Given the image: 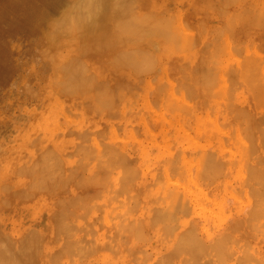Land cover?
<instances>
[{"label":"rangeland","instance_id":"374dc122","mask_svg":"<svg viewBox=\"0 0 264 264\" xmlns=\"http://www.w3.org/2000/svg\"><path fill=\"white\" fill-rule=\"evenodd\" d=\"M36 1L0 0V264H264V0H114L102 30L65 0L31 34Z\"/></svg>","mask_w":264,"mask_h":264},{"label":"bare ground","instance_id":"6f19581e","mask_svg":"<svg viewBox=\"0 0 264 264\" xmlns=\"http://www.w3.org/2000/svg\"><path fill=\"white\" fill-rule=\"evenodd\" d=\"M28 1H29V0H28ZM42 1H43V0H42ZM47 1H49V2L47 3ZM67 1H68V0H67ZM90 1H91V0H90ZM116 1H118V0H116ZM131 1H132V0H131ZM30 2H32V1H30ZM33 2H34V1H33ZM36 2H37V1H36ZM36 2H35V3H36ZM39 2H40V0H39ZM39 2H37V3H39ZM64 2H65V0H45V1L41 2L42 5H43L42 11H39V9L37 10V7L34 6V8H36V10L39 11V12L37 13L38 16H37V15L34 16V15L32 14L31 18H30V16H29V18H26L23 22L21 21V22H22L21 24H22V25H26V26H27L26 29H27L31 34H35V33H36V30H37V28H38V25H36V22L39 21L40 18H41V19L43 18L44 20L47 21V20H48V19H47V15L50 14V13H48V12L55 11V10H56L57 8H59L60 5H62ZM82 2H83V1H82ZM92 2H93V1H92ZM120 2H121V1H120ZM124 2H126V1H124ZM132 2H133V1H132ZM24 3H25V2H24ZM41 3H40V5H41ZM46 3H47V4H46ZM74 3H76V2H74ZM98 3H99V5L102 6V7H100L101 9H99V13H98L97 15L95 14L97 17L94 16V18L96 17L94 23L96 24V26H97L100 30H102L101 28L105 25V23L108 22L109 20H110V23H111V19H113V16H114V18L117 17V16L120 14L121 10L118 11L117 9H120V8H118L117 6H116L117 9H116V7H113L114 5H112V4L114 3V0H98ZM14 4H16V2H12L11 5H14ZM80 4H81V3L79 2V7L81 6ZM94 4H95V3H94ZM120 4H121V3H120ZM26 5H27V4H26ZM26 5H25V6H26ZM36 5H37V4H36ZM83 5H84V4H83ZM110 5H112L113 8H111V7L109 8ZM134 5H135V4H134ZM72 6H74V5H72ZM86 6H87V5H86ZM145 6H146V5H145ZM19 7H20V6H19ZM92 7H94L93 4H92ZM97 7H98V6H97V4H96V8H97ZM136 7H137V6H136ZM21 8H22V7H21ZM27 8H28V7H27ZM34 8H33V9H34ZM72 8H73V7H72ZM76 8H77V7H76ZM106 8H109V9H106ZM146 8H148V7H146ZM33 9H32V10H33ZM67 9H68V8H67ZM70 9H71V7H70ZM91 9H93V8H91ZM121 9H122V8H121ZM216 9H217V8H216ZM65 10H66V9H65ZM116 10H117L118 12H116ZM146 10H147V9H146ZM259 10H260V9H259ZM69 11H70V10H68V12H69ZM123 11H124V10H123ZM147 11H148V10H147ZM162 11H163V10H162ZM257 11H258V10H257ZM34 12H35V11H34ZM91 12H92V11H91ZM95 12H96V11H95ZM97 12H98V11H97ZM242 12H243V11H242ZM245 12H246V11H245ZM29 13H31V12H29ZM35 13H36V12H35ZM70 13H71V12H70ZM93 13H94V12H93ZM16 14H17V13H16ZM46 14H47V15H46ZM115 14H116V15L118 14V15L116 16ZM33 16H34V17H33ZM67 16H68V15H67ZM119 16H120V15H119ZM138 16H139V15H138ZM49 17H51V14H50ZM91 17H92V14H91ZM38 18H39V20H38ZM81 18H82V17H81ZM92 18H93V17H92ZM43 19H42V20H43ZM58 19H59V18H58ZM88 19H89V18H88ZM119 19H120V18H119ZM15 20H16V19H15ZM76 20H77V19H76ZM90 20H91V19H90ZM113 20H114V19H113ZM155 21H156V20H155ZM230 21H231V20H230ZM39 22H40V21H39ZM42 22H43V21H42ZM82 22H83V21H82ZM88 22H89V21H88ZM44 23L46 24V22H44ZM44 23H43V24H44ZM48 23H49V22H48ZM91 23H92V22H91ZM148 23H149V22H148ZM72 24H73V23H72ZM76 24H77V23H76ZM85 24H86V22H85ZM85 24H84V25H85ZM111 24H112V23H111ZM41 25H42V24H41ZM51 25H52V24H51ZM49 26H50V25H49ZM49 26H48V25L46 26L47 29L49 28ZM73 26H74V25H73ZM82 26H83V25H82ZM112 26H113V24H112ZM43 27H45V25H43ZM104 27H105V26H104ZM104 27H103V29H104ZM120 27H121V26H120ZM173 27H174V26H173ZM94 28H96V27H94ZM143 28H144V27H143ZM175 28H176V27H175ZM82 29H83V28H82ZM82 29H81V30H82ZM127 29H128V28H127ZM170 29H172V27H171ZM173 29H174V28H173ZM109 30H110V29H109ZM150 30H151V29H150ZM44 31H45V30L42 31L43 34H44ZM107 31H108V30H107ZM111 31H112V30H111ZM111 31H110V32H111ZM153 31H154V30H153ZM172 31L174 32V30H172ZM177 31L179 32V30H177ZM46 32H47V31H46ZM93 32H94V31H93ZM100 32H101V31H100ZM100 32H99V33H100ZM114 32H115V31H114ZM42 33H41V34H42ZM91 33H92V32H91ZM97 33H98V31H97ZM104 33H106V32L104 31ZM104 33H103V34H104ZM108 33H109V32H107V35H108ZM175 33H176V31H175ZM93 34H94V33H93ZM103 34H102L101 37H102V39L105 40V38H103V36H104ZM115 34H116V33H115ZM181 34H183V32L180 33V35H181ZM98 35H101V34H98ZM98 35L95 34V36H97V37H98ZM110 35H111V34H110ZM110 35H109V37H110ZM178 35H179V34H178ZM44 36H45V35H44ZM175 36H176V35H175ZM42 37H43V35H42ZM101 37H100V38H101ZM104 37H107V36H104ZM184 37H185V36H184ZM100 38H99V39H100ZM107 38H108V37H107ZM107 38H106V40L109 39V38H108V39H107ZM110 38H111V37H110ZM128 38H129V37H128ZM183 39H184V38H183ZM106 40H105V41H106ZM105 41H104V43H105ZM111 41H112V40H111ZM119 41H120V39H119ZM119 41H118V43H119ZM113 42H114V41H112V43H113ZM116 42H117V41H116ZM130 42H131V41H130ZM172 42H173V41H172ZM174 42H175V41H174ZM109 43H110V42H109ZM112 43H111V45H112ZM113 44H114V43H113ZM178 44H179V43H178ZM182 44H183V43H182ZM114 45H115V44H114ZM175 46H176V45H174V47H175ZM122 64H124V63H122ZM247 117H248V116H247ZM244 119H245V118H244ZM246 121H248V120H245V124H246ZM176 123H177V121H176ZM245 126H247V125H245ZM250 132H251V131H250ZM178 152H179V151H178ZM182 155H183V154H182ZM183 158H184V156H183ZM176 160H177V159H176ZM184 161H185V160H184ZM197 161H198V160H197ZM169 162H170V161H169ZM177 162H178V161H177ZM189 162H191V161L189 160ZM167 163H168V161H167ZM171 163H173V161H172ZM202 163H203V162H202ZM164 164H166V163H164ZM196 165H197V164H196ZM207 165H208V164H207ZM197 166L199 167V165H197ZM251 166H252V165H251ZM251 166H250V167H251ZM174 167H175V166H174ZM253 167H254V166H253ZM176 168H177V167H175V169H173V170H176ZM178 168H179V167H178ZM182 168H183V167H182ZM251 168H252V167H251ZM249 169H250V168H249ZM164 170H165V169H164ZM170 170H171V169H170ZM200 170H201V169H200ZM179 171H181V169H180ZM179 171H177V172H175V173H176L177 175H178L179 173L182 174V175H184L183 172L181 173V172H179ZM197 171H198V170H197ZM247 171H248V170H247ZM170 172H172V171H170ZM188 172H189V171H188ZM199 172H200V171H199ZM205 172H206V171H205ZM209 172H210V170H209ZM250 172H252V171H250ZM175 173H174V174H175ZM207 173H208V172H207ZM168 174H169V173H168ZM180 174H179V175H180ZM204 174H206V173H204ZM174 176H175V175H174ZM184 176H185V175H184ZM184 176H183V178H185ZM194 176H197V175L194 174ZM201 176H202V175H201ZM203 176H204V175H203ZM248 176H250V174H248ZM166 177H167V176H166ZM171 177H173V175H171ZM179 177H181V176H179ZM188 177H189V176H188ZM192 177H193V176H192ZM208 177H209V176H208ZM161 178H162V177H161ZM169 178H170V177H169ZM169 178L167 177V179H169ZM204 178H205V177H204ZM248 178H249V177H248ZM189 179H190V181H192L191 178H189ZM172 180H176V179H174V177H173ZM177 180H178V178H177ZM177 180H176V181H177ZM180 181H181V179H180ZM168 183H169V182H168ZM177 183L180 184L181 182L177 181ZM156 184H157V183H156ZM165 184H166V182H165ZM183 184H184V183H183ZM193 184H194V183H193ZM260 184H261V183H260ZM180 185H182V183H181ZM194 185L196 186V184H194ZM249 185H250V184H249ZM165 186H166V185H165ZM167 186H168V185H167ZM167 186H166V187H167ZM202 186H203V185H202ZM250 186L253 187V185H250ZM163 187H164V186H163ZM171 187H174V186L172 185ZM171 187H170V188H171ZM175 187H176V185H175ZM186 187H187V186H186ZM248 187H249V186H248ZM170 188H169V189H170ZM195 188H196V187H195ZM197 188H199V187L197 186ZM203 188H204V187H203ZM249 188H250V187H249ZM260 188H261V186H260ZM169 189H168V193H167V194H169L168 196H171L170 193H169V191H170L171 194L174 196L175 193H173V192H174L176 189H175V188H174L175 190H173L172 188H171L170 190H169ZM199 189H200V188H199ZM250 189H251V188H250ZM253 189H254V188H252L251 191H252ZM171 190H172V191H171ZM188 190H189V189H188ZM190 190H191V187H190ZM165 192H166V191H165ZM177 192H178V196H175V197L172 196L171 200L168 198V196H167V198L165 197V199H168V201H171V202H173V200H172L173 198L177 199V200H175V203L173 202L174 205H172L171 202L168 204V206H169L170 204L172 205V206L170 207L169 210L166 209V211H167L168 213H171V214H172V213L174 212V213H176V215H177V212H176V211H173V206H174V209L177 208V209L181 210L182 204L184 203V201H183V200L181 201V199H184V196H185V195H183V196H182L183 198H182V197H181V192H180V191H176V193H177ZM244 192H245V191H244ZM183 194H184V191H183ZM254 194H255V193H254ZM262 194H263V193H262ZM202 195H203V194H202ZM254 196H255V195H254ZM177 197H178V198H177ZM191 197H194V196H191ZM246 197H247V196H246ZM250 197H251V196H250ZM239 198H240V197H239ZM257 198H258V197H257ZM185 199H186V197H185ZM185 199H184V200H185ZM198 199L200 200L201 198H198ZM247 199L249 200L248 197H247ZM254 199H255V198H254ZM161 200H162V199H161ZM215 201H216V200H215ZM215 201H214V202H215ZM251 201H253L252 198H251ZM257 201H258V200H257ZM182 202H183V203H182ZM185 202H188V201H185ZM216 202H217V201H216ZM245 202H246V201H245ZM255 202H256V201H255ZM259 202H260V201H259ZM166 203H167V202H166ZM166 203H165V205H166V207H167V204H166ZM195 203H196V202H195ZM241 203H244V202H241ZM251 203H252V202H251ZM184 204L186 205V203H184ZM196 204H197V203H196ZM188 205H189V204H188ZM197 205H198V204H197ZM252 205H253V204H252ZM255 205H256V204H255ZM136 206H137V205H136ZM204 206H205V205H204ZM209 206H210V205H209ZM213 206H214V205H213ZM224 206H225V205H224ZM202 207H203V206H202ZM250 207H252V206H250ZM160 208H162V207H160ZM163 208H165V207H163ZM163 208H162V209H163ZM167 208H168V207H167ZM171 208H172V209H171ZM184 208H185V207H184ZM204 208H207V207H204ZM219 208H220V207H219ZM254 208H255V207H254ZM254 208H253V210H256V209H254ZM177 209H176V210H177ZM189 209H190V207H189ZM208 209H209V208H208ZM248 209H249V208H248ZM171 210H172L173 212H172ZM249 210H250V209H249ZM169 211H171V212H169ZM188 211H189V210H188ZM209 211H210V210H209ZM222 211H223V210H222ZM247 211H248V210H247ZM250 211H251V210H250ZM256 212H257V211H256ZM161 213H162V212H161ZM168 213H167V216H168ZM183 213H184V212H183ZM189 213H190V212H189ZM214 213H216V212H214ZM262 213H263V212H262ZM163 214H164V212H163ZM216 214H217V213H216ZM174 215H175V214H174ZM182 215H183V214H182ZM256 215H257V214H256ZM169 216H170V214H169ZM178 216H179V215H178ZM225 216H226V215H224V217H225ZM253 216H254V215H253ZM163 217H165V216H163ZM179 217H180V216H179ZM179 217H178V218H179ZM262 217H263V216H262ZM248 218H249V217H248ZM251 218H252V217H251ZM141 219H142V218H141ZM164 219H165V218H164ZM252 219H253V218H252ZM259 219H260V218H259ZM261 220H262V219H261ZM261 220H260V221H261ZM263 220H264V219H263ZM171 221H172V219H171ZM133 222H134V221H133ZM188 222H189V221H188ZM258 222H259V221H258ZM262 222H263V221H262ZM166 224H167V223H166ZM252 224H253V223H252ZM171 225H172V224H171ZM190 225H191V223H190ZM261 225H262V224H261ZM172 226H173V225H172ZM256 226H257V225H256ZM179 227H180V226H179ZM252 227H253V226H252ZM262 227H263V226H262ZM174 228H175V227H174ZM236 228H237V227H236ZM257 228H258V227H257ZM189 229H190V228H189ZM258 229H259V228H258ZM262 229H263V228H262ZM262 229H261V230H262ZM173 230H174V229H173ZM191 230H192V229H191ZM193 230H195V229L193 228ZM193 230H192V231H193ZM232 230H233V229H232ZM232 230H231V231H232ZM252 230H254V229H252ZM259 230H260V229H259ZM186 231H187V230H186ZM186 231H182V232H184L183 234H185ZM187 232L189 233V230H188ZM190 232H191V231H190ZM259 232H261V231H259ZM263 232H264V231H263ZM188 233H186V234H188ZM227 233H228V232H227ZM232 233H233V232H232ZM232 233H231V234H232ZM261 233H262V232H261ZM183 234L181 235V237L183 236ZM223 234H224V233H223ZM223 234H222V235H223ZM225 234H226V233H225ZM263 234H264V233H263ZM187 236H188V235H187ZM193 236H194V235H193ZM196 236H197V235H196ZM228 236H230V235H228ZM181 237H179V238L181 239ZM230 237H231V236H230ZM262 237H263V235H262ZM194 238H195V237H194ZM197 238H199V237L197 236ZM213 238H214V237H213ZM183 239H184V238H183ZM190 239H191V238H190ZM219 239H220V241H221L222 238H219ZM231 240H232V239H231ZM162 241H163V240H162ZM176 241H178V240H176ZM186 241H187V240H186ZM197 241L199 242L200 239H198V240L196 239V242H197ZM212 241H213V240H212ZM214 241H215V240H214ZM216 241H217V239H216ZM216 241H215V243H216ZM226 241H228V239H227ZM229 241H230V240H229ZM193 242H195V240H194ZM201 242H202V241H200L199 243H201ZM176 243H177V242H175L174 245H175ZM180 243H181V240L178 242V244L180 245ZM199 243H198V244H199ZM202 243H203V242H202ZM208 243H209V242H208ZM210 243H211V242H210ZM212 243H213V242H212ZM215 243H213L212 245H209V247L212 248V250H213V247H211V246H214ZM181 244H182V243H181ZM217 244H218V242H217ZM204 245H205V244H204ZM176 246H177V245H175L174 247H176ZM180 246H181V245H180ZM188 246H189V245H188ZM215 246H216V245H215ZM215 246H214V248H215ZM195 247H196V246H195ZM205 247H206V246H205ZM171 248H172V247H171ZM172 249H173V248H172ZM178 249H180V247H179ZM193 249H194V248H193ZM191 250H192V249H191ZM201 250H202V249H201ZM215 250H216V249H215ZM229 250H230V249H229ZM229 250H227V251H229ZM175 251H178V250L176 249ZM210 251H211V250H210ZM224 251H225V250H224ZM240 251H241V250H240ZM242 251H243V249H242ZM244 251H245V250H244ZM188 252H189V250H188ZM192 252H193V251H192ZM214 252H215V251H214ZM232 252H233V251H232ZM235 252H236V251H234V253H235ZM247 252H248V251H247ZM215 253H216V252H215ZM179 254H180V253H179ZM183 254H184V253H183ZM183 254H182V255H183ZM243 254H244V253H243ZM177 255H178V254H177ZM236 255H237V254H236ZM178 256H179V255H178ZM178 256H177V257H178ZM190 256H191V255H190ZM180 257H181V256H180ZM173 258H174V257H173ZM164 259H165V258H163V260H164ZM175 259H177V258H175ZM166 261H167V260H166ZM173 261H174V260H173Z\"/></svg>","mask_w":264,"mask_h":264}]
</instances>
